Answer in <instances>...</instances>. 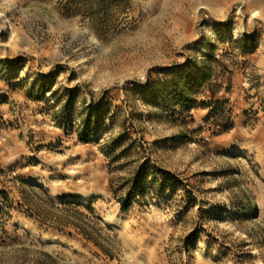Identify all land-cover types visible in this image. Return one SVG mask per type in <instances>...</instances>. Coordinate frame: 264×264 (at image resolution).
Masks as SVG:
<instances>
[{"label":"rangeland","instance_id":"rangeland-1","mask_svg":"<svg viewBox=\"0 0 264 264\" xmlns=\"http://www.w3.org/2000/svg\"><path fill=\"white\" fill-rule=\"evenodd\" d=\"M0 81V264H264V0H0Z\"/></svg>","mask_w":264,"mask_h":264},{"label":"trees","instance_id":"trees-1","mask_svg":"<svg viewBox=\"0 0 264 264\" xmlns=\"http://www.w3.org/2000/svg\"><path fill=\"white\" fill-rule=\"evenodd\" d=\"M9 65V64H8ZM10 66L12 67V68H19L20 67V64H19V61L18 60H16V61H14V62H12L11 64H10ZM205 79H207V78H205ZM192 81H194V79L192 80ZM187 101H189V99H187ZM191 101V100H190ZM1 102H5V99L2 97V96H0V103ZM180 102L181 101H179V103L178 104H180ZM184 102L186 103V100H184ZM193 101L192 102H189V103H186V105L189 107V108H191L193 105ZM97 130H98V127L96 126L95 127V123L92 121V119H89L86 123H85V129H84V131L79 135L80 137V141H82V142H91L92 140H93V137L96 135V133H97ZM2 193H4V192H2ZM130 203H131V201L129 200V199H127L126 201H125V205H124V208L125 209H128L129 208V206H130Z\"/></svg>","mask_w":264,"mask_h":264},{"label":"crops","instance_id":"crops-1","mask_svg":"<svg viewBox=\"0 0 264 264\" xmlns=\"http://www.w3.org/2000/svg\"><path fill=\"white\" fill-rule=\"evenodd\" d=\"M4 84H5L4 82L0 81V89H1V90H6V89H7V86L4 85ZM0 92H1V91H0Z\"/></svg>","mask_w":264,"mask_h":264}]
</instances>
